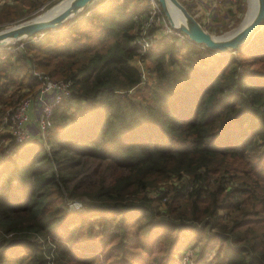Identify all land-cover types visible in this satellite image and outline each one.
<instances>
[{"label": "trees", "instance_id": "trees-1", "mask_svg": "<svg viewBox=\"0 0 264 264\" xmlns=\"http://www.w3.org/2000/svg\"><path fill=\"white\" fill-rule=\"evenodd\" d=\"M139 1H98L42 44L0 48V118L33 71L70 91L46 139L0 135V264H181L186 232L196 260L210 247L208 263L264 264V27L226 53L174 38L141 50L156 29ZM41 5L6 0L0 29ZM146 58L157 82L143 89Z\"/></svg>", "mask_w": 264, "mask_h": 264}, {"label": "built area", "instance_id": "built-area-1", "mask_svg": "<svg viewBox=\"0 0 264 264\" xmlns=\"http://www.w3.org/2000/svg\"><path fill=\"white\" fill-rule=\"evenodd\" d=\"M14 1V0H7ZM182 4L189 2V0H179ZM233 4L238 3L239 0H229ZM220 0H212V5L216 6ZM140 10L136 12V16L144 18L143 27L149 26L156 30L152 32L148 37L143 39L139 44L142 45L141 50H148L150 48L153 34H155L161 25L163 19L162 12L160 11L159 3L157 0H140ZM193 16H195L192 13ZM143 16V17H142ZM167 26V25H163ZM168 30H172V34L179 35V42H188L187 37L181 32L173 30L170 26ZM174 32V33H173ZM44 37V34H36L31 37L18 40L12 44H8L3 48L6 54H15L23 49L26 43H39ZM32 76L36 78L39 83L38 90L30 97L24 98L19 101L14 107L6 110L0 118V135L4 132L9 135L8 139L12 140L16 144L25 145L38 138L40 140L46 139L49 128L51 127V119L53 111L60 104L65 102L70 95L69 86L66 82H55L47 77L41 71H33ZM142 82V76H141ZM47 95H50L49 97ZM38 102L40 105V112L36 118L33 127L30 126V116L28 109L33 102ZM6 130V131H5ZM36 136V137H35ZM0 144L6 145L7 139L0 138ZM81 204L74 202L69 207L70 209H79Z\"/></svg>", "mask_w": 264, "mask_h": 264}, {"label": "water", "instance_id": "water-1", "mask_svg": "<svg viewBox=\"0 0 264 264\" xmlns=\"http://www.w3.org/2000/svg\"><path fill=\"white\" fill-rule=\"evenodd\" d=\"M99 0H71L59 13L52 17L36 16L30 20L9 26L0 30V48L12 44L18 40L31 37L36 34H45L48 31L58 29L68 20L76 17L86 9L92 7ZM255 15L244 27L237 29L229 36H214L207 32L187 8L179 0H157L169 26L181 32L187 37L188 42L202 45L216 53L236 51L244 47L252 36L264 27V0H256ZM167 2L175 7L183 21L175 26L167 9Z\"/></svg>", "mask_w": 264, "mask_h": 264}, {"label": "rangeland", "instance_id": "rangeland-1", "mask_svg": "<svg viewBox=\"0 0 264 264\" xmlns=\"http://www.w3.org/2000/svg\"><path fill=\"white\" fill-rule=\"evenodd\" d=\"M41 1H42V5L39 7V9H37L33 13L26 12L25 15L23 16V20L15 23V24L30 20L36 16H39V15H42L43 13H46L47 11L49 12L55 6L60 4L63 0H41ZM99 1H101V0H99ZM5 2H6V0H0V5H2ZM12 2H14V1H10L9 3H12ZM138 5H139V7L136 10V12L140 10V4H138ZM238 6L242 7L240 12L237 8ZM159 7H160V5H159ZM234 7H235L234 12L232 14H229V16L225 15V19H223V17H224L223 15L220 14V16L217 17V15L215 14L218 21L216 23L212 22L211 20L205 21L203 28L207 32H209L210 34H212L214 36H221L222 37L226 33L232 32L235 29L239 28L241 22L246 18V15L247 14L251 15L253 13V11L255 10L253 0H242V3L234 5ZM160 11L162 12L161 7H160ZM170 15H171L172 20L177 25L181 18L174 12V10L173 11L170 10ZM27 17H29V18L24 19ZM162 17L164 19L161 22L162 26H160L158 28L157 32L155 34H153V39L151 41L150 48H148V50H146V51L153 50V49L159 50L160 47L158 46V43L163 41V40H170V39L174 38L179 42V39H178L179 35L178 34L176 36L171 35L172 30H168L169 24H168L164 14H163V12H162ZM15 24H12V25H15ZM12 25H8V26L4 25L1 29L7 28V27L12 26ZM163 25H167V26L165 27ZM39 43L40 44L44 43V40L42 39L41 41H39ZM179 43H181V42H179ZM133 64L138 68V70L140 71L141 76H142V82L139 85V88L144 89L146 87H154L156 82H157V78H156V75L151 71V69H152L151 59L146 58L143 61L135 60ZM38 87H39V85L37 87L34 86V88L30 89V91H29L30 93L27 96H25L24 98L30 97L33 94H35L36 91L38 90ZM14 89L15 88L13 87L5 95H7L9 92L14 91ZM19 92L20 91H17L16 93H19ZM23 99H21V100H23ZM16 100L17 99L15 97L14 102ZM21 100H18V101H21ZM18 101H17V103H18ZM15 105H16V102L6 109L8 110L11 107H14ZM179 106L182 107V104H180ZM3 134L7 135L6 132H4ZM49 134H50V132L48 133V137H49ZM2 161H3V158H0V167H1ZM95 177H96L95 174H89L88 176L85 177V179L87 181H89V180L92 181L95 179ZM157 193H158V191L150 190L148 194L150 196H154ZM74 202H76V201L69 202L68 207H70L72 204L74 207ZM193 238L194 237L190 232H186L182 236V239H181L180 244L178 246L179 248L177 250V252H181V253H184L182 251L185 250V256H184V258L182 257L181 264H185V263H188V264H212L213 263L212 262L213 261V255L210 254V252H211L210 250L212 249L210 247H208L207 250H205L206 254L202 260H196V255L201 248V244L194 242ZM207 258L210 259L212 263L206 262ZM210 260H209V262H210ZM172 262H171V264H172Z\"/></svg>", "mask_w": 264, "mask_h": 264}, {"label": "crops", "instance_id": "crops-1", "mask_svg": "<svg viewBox=\"0 0 264 264\" xmlns=\"http://www.w3.org/2000/svg\"><path fill=\"white\" fill-rule=\"evenodd\" d=\"M187 6H189L192 10V13L195 15V18L197 21L204 26L205 21H212L217 22V17L223 15V19H225V15L229 16V14H232L234 12V5L229 0H220V2L216 5H212V0H189L188 4L185 3ZM185 6V5H184ZM217 17H216V15ZM12 88H10L8 91H10ZM48 97L50 95H47ZM40 112V105L38 102H33L28 109V113L30 116V126L33 127L34 122L36 118L38 117ZM36 137V136H35Z\"/></svg>", "mask_w": 264, "mask_h": 264}, {"label": "bare ground", "instance_id": "bare-ground-1", "mask_svg": "<svg viewBox=\"0 0 264 264\" xmlns=\"http://www.w3.org/2000/svg\"><path fill=\"white\" fill-rule=\"evenodd\" d=\"M70 1L71 0H63L60 4L55 6L49 12L47 11L46 13L39 15V17H42V18L43 17H52V16L56 15L57 13L62 11L69 4ZM253 3H254L255 10L253 11V13L251 15L250 14L246 15V18L241 22L239 28H237V29H240V28L244 27L246 24H248V22L251 20V18L255 15L256 7H257V1L253 0ZM167 9L169 11V15H170V10H172V11L174 10V12L181 18L179 22L183 21V17L179 13V11L175 7H173L169 2H167ZM170 17H171V15H170ZM171 20H172V18H171ZM172 22L175 26L179 25V23L176 25L173 20H172ZM237 29H235L232 32L226 33L224 36H229V35L233 34Z\"/></svg>", "mask_w": 264, "mask_h": 264}]
</instances>
